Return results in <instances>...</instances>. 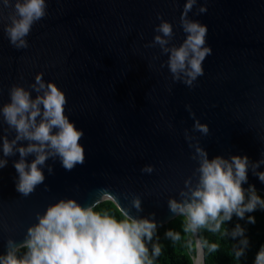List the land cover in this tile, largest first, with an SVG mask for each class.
<instances>
[{
	"label": "water",
	"instance_id": "1",
	"mask_svg": "<svg viewBox=\"0 0 264 264\" xmlns=\"http://www.w3.org/2000/svg\"><path fill=\"white\" fill-rule=\"evenodd\" d=\"M185 2L47 0V15L33 25L25 49L11 45L4 31L8 21L0 23V108L10 102L12 86L30 89L43 73L46 82L65 92L66 115L85 133L80 141L85 162L68 171L59 159H49L53 173L45 168L44 183L27 197L16 190L19 153L6 158L7 166L0 169V254L6 253L8 239L22 243L38 222L36 214L50 204L75 198L89 206L101 190L124 208L139 196L143 211L133 208L131 215L155 213L159 227L168 223L175 217L169 198H179L198 166L185 130L210 159L264 158V0H198L189 17L207 25L206 46L213 51L194 88L172 80L168 55L159 45L145 47L158 34V15L173 24L169 46L183 42ZM202 6L207 12L197 14ZM3 12L7 16L9 9ZM195 119L208 125V135L193 130ZM5 135L11 140L15 131L0 117V138ZM21 143L17 146L27 145ZM145 165H154V172L143 173ZM250 185L264 195V182L251 171L243 187Z\"/></svg>",
	"mask_w": 264,
	"mask_h": 264
},
{
	"label": "clouds",
	"instance_id": "2",
	"mask_svg": "<svg viewBox=\"0 0 264 264\" xmlns=\"http://www.w3.org/2000/svg\"><path fill=\"white\" fill-rule=\"evenodd\" d=\"M198 0H186L180 16V27L185 33L183 42L176 46L170 43L174 38L173 24L157 19L154 40L145 47L159 45L162 54L168 55L166 66L174 82H182L189 88L195 87L198 77L204 75L203 62L212 54L207 45V25L189 17ZM47 0H3L0 6V23L8 21L4 31L17 49L27 48L26 37L33 25L47 15ZM9 9L5 16L3 9ZM207 12L202 6L197 14ZM165 65H161L164 67ZM43 73L26 89L14 85L9 91L10 102L0 108V117L15 131V137L7 135L2 140L0 169L7 166V157L19 153L14 162L18 173L16 190L27 197L43 184L54 169L47 165L49 159H59L64 169L71 171L85 162V148L80 143L85 133L78 129L66 115L68 103L65 92L55 82H46ZM36 93L35 98L32 92ZM188 109L193 118L195 113ZM193 130L208 135L209 127L195 119ZM189 146L194 148L192 160L197 162L191 176L184 181L179 198H169V211L181 219V230L168 229L164 238L173 246L186 247L195 257L196 264H205V255L219 251V245L210 242L205 234L223 236L233 241L236 261L246 257L250 240L246 228L240 223L227 227L236 217L248 224L255 223L257 210L264 211V198L248 183L249 171L264 182V171H257L264 165V158L251 162L247 155H233L225 158L217 155L209 158L208 152L199 144L190 143L192 137L185 130ZM27 142L26 146L21 142ZM34 156L29 163L27 158ZM154 165H145L141 171L151 174ZM95 203L85 206L75 198H62L50 204L46 211L36 214L37 223L27 229L22 243L8 239L6 253L0 254V264H158L163 255L162 242L158 235L159 223L155 213L148 217L131 215L143 211L142 199L131 197L130 206L124 208L118 199L101 190ZM127 199L128 196L125 195ZM106 199L117 204L121 215L97 211ZM254 264H264V245L257 252Z\"/></svg>",
	"mask_w": 264,
	"mask_h": 264
},
{
	"label": "trees",
	"instance_id": "3",
	"mask_svg": "<svg viewBox=\"0 0 264 264\" xmlns=\"http://www.w3.org/2000/svg\"><path fill=\"white\" fill-rule=\"evenodd\" d=\"M262 198L264 195L258 193ZM97 211H107L116 216L121 213L118 208L109 200H104ZM250 215L255 216V223L248 224L244 220H233L227 227H234L236 223H240L246 228V234L250 240V247L246 253V257L241 262L236 261L232 248L233 241L227 237L220 235L212 236L205 234L210 242H215L219 245V251L214 254L205 255V264H254L255 256L260 247L264 245V211L257 210ZM168 229L181 230V219L174 217L165 225L158 228V235L162 242L163 255L158 261V264H194L193 254L186 248L180 245L173 246L170 241L164 238V234Z\"/></svg>",
	"mask_w": 264,
	"mask_h": 264
},
{
	"label": "bare ground",
	"instance_id": "4",
	"mask_svg": "<svg viewBox=\"0 0 264 264\" xmlns=\"http://www.w3.org/2000/svg\"><path fill=\"white\" fill-rule=\"evenodd\" d=\"M194 259V258H193ZM194 264H196V261L194 260Z\"/></svg>",
	"mask_w": 264,
	"mask_h": 264
},
{
	"label": "rangeland",
	"instance_id": "5",
	"mask_svg": "<svg viewBox=\"0 0 264 264\" xmlns=\"http://www.w3.org/2000/svg\"><path fill=\"white\" fill-rule=\"evenodd\" d=\"M193 258H194V260H195V257H194V255H193ZM196 261V260H195Z\"/></svg>",
	"mask_w": 264,
	"mask_h": 264
}]
</instances>
